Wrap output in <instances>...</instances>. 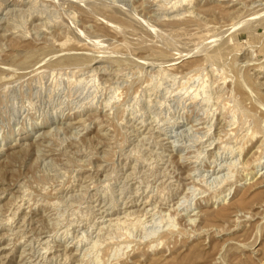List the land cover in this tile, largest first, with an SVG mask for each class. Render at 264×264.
<instances>
[{"label": "rangeland", "instance_id": "obj_1", "mask_svg": "<svg viewBox=\"0 0 264 264\" xmlns=\"http://www.w3.org/2000/svg\"><path fill=\"white\" fill-rule=\"evenodd\" d=\"M260 161L264 0H0V264H264Z\"/></svg>", "mask_w": 264, "mask_h": 264}, {"label": "bare ground", "instance_id": "obj_2", "mask_svg": "<svg viewBox=\"0 0 264 264\" xmlns=\"http://www.w3.org/2000/svg\"><path fill=\"white\" fill-rule=\"evenodd\" d=\"M181 2H182V1H181ZM187 3H188V2H187ZM173 62H174V61H173ZM203 85H204V84H203ZM204 88H206V87L204 86L203 89H204ZM204 91H205V89H204ZM203 93H204V92H203ZM209 94H210V93H209ZM111 101H112V100H111ZM256 134H257V133H256ZM255 147H256V146H255ZM240 148L242 149L241 146H240ZM254 149H255V148H254ZM235 150H236V149H235ZM250 151L253 152V151H252V148H250ZM251 152H250V153H251ZM263 163H264V162H261V161H260V162H258V163L256 164V167H257L256 172H257V173H259L260 170L263 168ZM230 168H231V167H230Z\"/></svg>", "mask_w": 264, "mask_h": 264}]
</instances>
